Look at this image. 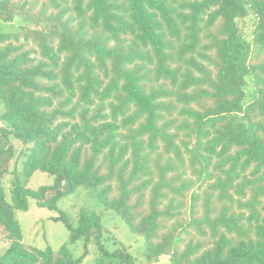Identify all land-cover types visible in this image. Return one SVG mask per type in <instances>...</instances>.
<instances>
[{"label":"trees","instance_id":"16d2710c","mask_svg":"<svg viewBox=\"0 0 264 264\" xmlns=\"http://www.w3.org/2000/svg\"><path fill=\"white\" fill-rule=\"evenodd\" d=\"M17 17L0 31V264H84L22 242L29 199L71 243L138 264L105 248L100 214L59 209L79 186L143 237L145 263L264 264V0H0ZM36 170L54 182L29 188Z\"/></svg>","mask_w":264,"mask_h":264},{"label":"rangeland","instance_id":"374dc122","mask_svg":"<svg viewBox=\"0 0 264 264\" xmlns=\"http://www.w3.org/2000/svg\"><path fill=\"white\" fill-rule=\"evenodd\" d=\"M22 24L23 21L20 17L12 21L0 20V31H19ZM239 26L242 34L248 38L253 28L252 19H241ZM2 110L3 107L0 104V113ZM13 143L18 151L10 161L8 172L1 179L2 188L7 199H9L13 180L20 175L26 156V149H23L24 145L18 140H13ZM53 182L54 177L51 174L36 170L27 179L26 185L29 188H36L39 185L52 184ZM57 206L67 213L73 222L77 219L81 207L100 214L103 227L102 243L108 251L121 250L124 246L137 259L138 264H171L168 261V256L164 254H161L156 262L145 263L143 258L145 250L143 237L131 232L121 216L112 210L104 209L96 196L82 186L77 187L71 194L62 196ZM14 214L20 224L22 242L24 244L33 245L40 249H57L64 245L72 251L75 258L81 257L86 251L83 257L84 264H109V261L112 260H109L107 256H100V251L94 242L90 241L85 245L83 240H78L75 243H71L69 232L64 223L55 219L58 215L57 212L37 205L34 199H29V206L26 210H15ZM8 243L0 229V252L3 251Z\"/></svg>","mask_w":264,"mask_h":264}]
</instances>
